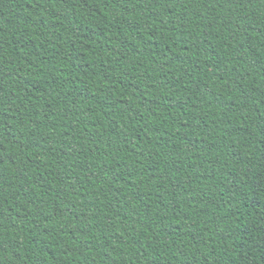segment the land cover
Here are the masks:
<instances>
[{
    "label": "trees",
    "instance_id": "trees-1",
    "mask_svg": "<svg viewBox=\"0 0 264 264\" xmlns=\"http://www.w3.org/2000/svg\"><path fill=\"white\" fill-rule=\"evenodd\" d=\"M0 264H264V0H0Z\"/></svg>",
    "mask_w": 264,
    "mask_h": 264
}]
</instances>
